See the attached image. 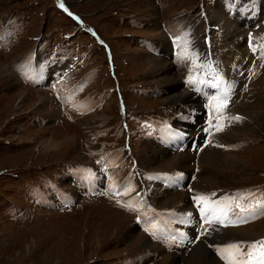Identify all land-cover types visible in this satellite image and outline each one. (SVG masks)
Listing matches in <instances>:
<instances>
[{"label":"rangeland","instance_id":"1","mask_svg":"<svg viewBox=\"0 0 264 264\" xmlns=\"http://www.w3.org/2000/svg\"><path fill=\"white\" fill-rule=\"evenodd\" d=\"M59 1L80 19L58 0H0V264H223L236 230L259 249L264 0ZM235 109L223 126L239 132L220 141L237 158L203 200L255 211L172 238L165 221L195 208L197 159L217 149L209 121ZM184 149L185 176L158 187Z\"/></svg>","mask_w":264,"mask_h":264},{"label":"bare ground","instance_id":"2","mask_svg":"<svg viewBox=\"0 0 264 264\" xmlns=\"http://www.w3.org/2000/svg\"><path fill=\"white\" fill-rule=\"evenodd\" d=\"M255 44L256 43H254V46H256ZM244 50L246 51V49H244ZM157 60H158V64L157 65L159 66V69H160L163 66H160V61L161 60L159 58ZM170 79L172 81L174 78L170 75L168 77V79H167V83L168 82H171ZM226 81H229L230 82L229 77L226 78ZM224 84H227V83L224 82ZM180 85H179V87H180ZM165 89L169 90L168 88H165ZM221 91H222V85L218 89V94ZM174 93H176V92H174ZM178 96H180V95H178ZM167 98H168V96L166 97V99ZM227 112H229L230 114H228L227 116H223V118L221 116L220 119H222L223 121L220 120L219 123L215 124L214 125V129H217V128L220 129L224 124L227 125L228 122L230 120H233L232 118L235 117L237 115V113H238V111L236 109L233 110L232 113H231V110L230 111H227ZM225 126H223L220 130H218V137L216 139L217 140V144H216V148L217 149L212 150L209 154H207V156L204 155L205 158L203 160L200 159V158L197 159V164L199 166H201V168L203 169V171L200 170V172H199L200 174L198 173L199 175L197 176V174L195 175L196 169H197L196 168L194 170L195 172L191 174L193 177L195 175V179H196V183H197L196 184L197 186H195V187H198L199 188L198 190L191 189V193H194V194L192 195V198H191L190 201L192 203H195L194 204L195 205V208L192 207L191 205L188 206V204L186 205V207L185 206L183 208L179 207L178 210H177V212L175 213V217L173 218L174 220L172 221L171 218H168L165 221V224H167V225L170 226L169 231H170L171 234H174L175 233V234L178 235L180 232H183L182 234H186L184 228H186V225H188V224H190L192 226L201 225V226H204V228H210V229L211 228H214V227H218V228H223L225 230V228H226L225 226H231V225H228V222H227L228 220L231 221V220H237V219H240V218L242 220H244V218L248 217L252 213V211L254 210L253 207H249L247 205H244V206L242 205L241 206V208L244 209L243 211L241 210V208H237L235 205L237 203H239L241 205V202H239L237 200V198H234L231 195V193H228V192H227L228 193L227 194V197H223L224 194H220V195L216 196L217 198H215V197L212 198L211 197L212 198V199L210 198L211 200L210 199L202 200V201H200L198 203V200L201 197L206 196V194L208 196H211L212 194H214V192H212V191L211 192H208V190H206V188L209 185H211V184L214 183V179L216 177V173H221V172L222 173H225L227 171L228 172H231L228 169L231 166H234V162H235V160L237 158V157L235 158L232 154L230 155L229 153H224L225 150L222 149V148H224L226 146H224V144L221 143L220 140H224L225 139L226 142H229V141L232 142L234 136L237 135V131H238L237 129H234L233 127L228 129ZM194 131L192 129L189 130V132L190 133L192 132L193 134H194ZM52 143H54V139H51V140L46 141V144H44L43 146L50 147L49 145L52 144ZM146 149H147V147H145L143 150L145 151ZM185 151L186 150L184 149L183 151H180V152H177V153H173V155H179L180 153H183L184 152L179 157H177L176 160H174L175 162L173 164H171L172 165V168H174V170H175L176 173H173V174H171L169 176H165V177H163V173H161L160 174L161 175V178L156 177L157 180H160V179L163 180V184L160 183V185H157L158 187L159 186H162V187H168L169 188V187H172L177 181H180V179L182 180V178H183L184 175H183V173H180V172L181 171H184V170L186 171V167L187 166L189 167V165H185V163L188 164V161L190 159V154H188L187 151L186 152ZM159 156H160V154L157 155V158L156 159H152V160H149V158L147 157V160H149L148 162H152V161L153 162H158V161H161L160 158H158ZM153 157H155V156H153ZM202 158H203V155H202ZM165 161H164V163H165ZM181 175H182V177H181ZM193 181L195 182L194 179H193ZM132 184H134V183L132 182ZM192 186H193V184H192ZM162 187H161V189L163 190ZM218 192H220V191H217L214 195H216ZM214 195H212V196H214ZM252 208H253V210H252ZM198 211L200 212V215L197 214ZM223 212H226L227 215L226 216L221 215V213H223ZM216 216H219V219L221 221H223V222L222 223L221 222H216ZM205 218H207L209 221H212V222L211 223H205ZM165 224L163 223L161 225L160 229H159V231H160L161 234L166 231ZM244 229L247 230V228H244ZM204 231H205V229H204ZM232 232L233 233H237L238 235H241L240 234L241 232H239L237 230L236 231H232ZM246 232H248V231H246ZM253 232H255V231H253ZM238 235H237V237L233 241H231L226 247H224V249H227L230 245H239L238 250L233 249L230 252H224V251L222 252V256L225 259V260H222V261H225L223 264H228L229 262L231 264H235V263H237V264H249L250 263V261L248 259V256H247V253H246L247 249H246V246H245V240H244V238H242V236H238ZM232 236H234V235H232ZM172 238H169L170 241L172 242V245L173 246L178 245V243H176L174 240H172ZM154 244H156V243H154ZM146 245H148V244H146ZM154 248H156V247H154ZM218 253L219 252H217L216 254H218ZM165 256H166V254H165ZM225 257H227V259ZM198 259H200V258H198ZM215 259H212L211 258V263L210 264H222V263L218 262ZM201 260H203V259H201ZM205 260L207 261V262H205V264H209V260L208 259H205ZM198 261H200V260H198ZM202 263H204V262H202Z\"/></svg>","mask_w":264,"mask_h":264},{"label":"snow or ice","instance_id":"3","mask_svg":"<svg viewBox=\"0 0 264 264\" xmlns=\"http://www.w3.org/2000/svg\"><path fill=\"white\" fill-rule=\"evenodd\" d=\"M62 7V5H61ZM191 83V80L189 81ZM232 119H236V120H239L240 117H233ZM217 130H220L219 128H217ZM204 198L201 197L199 200H198V203L200 201H202ZM237 208H241V205L239 203H237L235 205ZM241 210L243 211L244 209L241 208ZM221 215H224L226 216L227 213L226 212H223L221 213ZM212 221H209L207 218H205V223H211ZM216 222H223L219 219V216H216ZM203 234V233H202ZM259 243L260 245V248L257 249V245L256 244H252V245H249V248L251 249V251H249L247 253V256H248V259L250 262H255V264H264V241H261V242H257ZM239 248V245H230L227 249H224L222 251L224 252H230L231 250L233 249H236L238 250ZM227 259V257H225Z\"/></svg>","mask_w":264,"mask_h":264}]
</instances>
